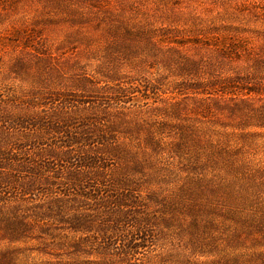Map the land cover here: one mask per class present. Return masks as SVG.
<instances>
[{"label": "rangeland", "instance_id": "374dc122", "mask_svg": "<svg viewBox=\"0 0 264 264\" xmlns=\"http://www.w3.org/2000/svg\"><path fill=\"white\" fill-rule=\"evenodd\" d=\"M0 264H264V0H0Z\"/></svg>", "mask_w": 264, "mask_h": 264}]
</instances>
